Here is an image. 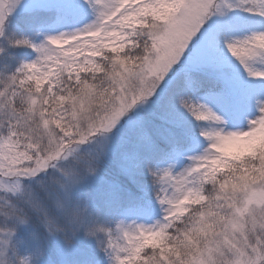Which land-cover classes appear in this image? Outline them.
I'll list each match as a JSON object with an SVG mask.
<instances>
[{"label": "snow or ice", "instance_id": "snow-or-ice-1", "mask_svg": "<svg viewBox=\"0 0 264 264\" xmlns=\"http://www.w3.org/2000/svg\"><path fill=\"white\" fill-rule=\"evenodd\" d=\"M19 3L0 0V37L36 55L0 63V264H18L7 222L33 216L66 242L103 233L107 264H264V0H32L29 15L79 25L40 43L6 34ZM118 127L165 157L192 152L175 174L145 163L164 213L152 225L109 228L75 194ZM140 166L119 152L132 182ZM99 180L111 209L120 186Z\"/></svg>", "mask_w": 264, "mask_h": 264}, {"label": "rangeland", "instance_id": "rangeland-1", "mask_svg": "<svg viewBox=\"0 0 264 264\" xmlns=\"http://www.w3.org/2000/svg\"><path fill=\"white\" fill-rule=\"evenodd\" d=\"M7 2V0H5ZM32 0H20V3L17 5L15 10L11 13V15L8 17L11 18L12 16H16L18 14L25 13V4L30 3ZM53 16V15H52ZM78 24L73 23H61L56 22L55 17L53 16L51 19H47L45 21L36 20L33 21L30 25L26 27L24 30V35L28 36L34 43H40L44 40V34L45 33H55L59 31H68L73 27H78ZM0 45L4 46V40L0 37ZM19 51L23 57L17 58V61L15 60V67L17 63L23 61V62H29L30 60L35 58L36 53L33 49L27 48V47H19ZM13 52V51H12ZM110 135L112 136L113 143L117 144V151L116 153L119 155L120 151L128 150L131 151L133 148H130L128 144H135V143H129L125 138V143H121V136L124 137V133H122V130L118 127L114 129ZM165 145V144H164ZM138 146V145H137ZM138 148H140L138 146ZM201 149H197L196 151H200ZM108 154H111L115 156L109 151ZM192 152L186 151L184 149L181 150L180 155L169 157L168 159H161L156 161L153 166L154 167H160V168H166L171 165L170 171L175 174L179 171H181L187 164L190 163L188 160V156L191 155ZM106 159H108L106 157ZM118 159V158H117ZM109 160V159H108ZM116 173L118 175H121L125 177L126 179H129L127 176L121 174L119 168H118V162L116 164ZM99 177H103L104 180L114 182L118 184L119 186H122L123 188V182L117 178H113L112 180L107 178L106 176H102L98 172L95 176L88 177L85 182L80 186V188L77 190L75 194H78L80 191L84 192V189L86 186L95 187L99 182ZM159 186L155 185V189L158 190ZM142 206L146 207L148 210L147 215H137V214H130L123 212L116 220H122L125 224L135 223V224H144V225H152L157 220L161 219L164 215L163 213V206L160 205V203L155 198V193L152 196H149L145 198V202L141 204ZM105 225L109 228H114V220L112 222H104ZM13 225V226H10ZM5 223H2L0 221V228L4 227ZM7 226L9 228H13V234L11 237V242L15 244L16 246V252L19 256H24L26 254H33L34 259L32 260V264H69V253H75V252H84V251H90L91 256L89 257V262L84 264H107V257L105 256V253L98 247L97 244V238L104 240L105 236L103 233H98L96 237H89L85 236V233L83 230L77 232L74 236L71 237L70 240H73L72 242H66L64 237H61L57 233H49V247L51 248L49 251H46L40 243L36 242L35 237L31 232L25 233L27 236L26 239L19 240L17 237V230L19 228H27V224H13L12 221L7 222ZM74 242V243H73Z\"/></svg>", "mask_w": 264, "mask_h": 264}, {"label": "trees", "instance_id": "trees-1", "mask_svg": "<svg viewBox=\"0 0 264 264\" xmlns=\"http://www.w3.org/2000/svg\"><path fill=\"white\" fill-rule=\"evenodd\" d=\"M54 16V15H53ZM52 14L49 13H34L32 15H29L27 12L18 14L16 16H12L8 20V28L6 29V34H10L12 31H17V34H19V30H22L24 33V30L28 25H30L33 21L40 20L45 21L47 19H51ZM2 38V37H1ZM4 40V39H3ZM4 48L5 52L0 53V63L3 62L2 58L8 54H11L15 56L16 58H21L23 55L19 52V47H12L7 44V42L4 40ZM13 51V52H12ZM17 61V59H16ZM15 68V60L10 61V70H14ZM122 133H124V138L129 143H135L134 136L130 130L125 127L122 130ZM130 148H133L131 151H136L139 153V156L141 158V166L136 171L135 174V182H132L130 179H126L125 177L118 175L116 172V164L118 162V154L116 153L115 156L108 154L106 157L109 159H104L98 169L97 172L101 174L102 176H106L109 179H113L114 177L121 180L123 182V188L120 186V190L118 192V198L113 205V207L110 209L105 206L104 198L100 195V189L102 188V182H99L95 187L86 186L83 191H80L78 196H87L89 199V207L94 212L96 210H99L100 213V220L101 222H107L112 221L113 217L116 219L118 216H120L124 210L128 207L138 204L141 205L145 202V198L149 196H152L155 192L153 189L155 188V185L153 183V177L147 172L145 168V163L149 166H153V164L161 159H168L169 157H165L164 154L169 151L168 146L157 140V146L153 150H149L145 148L142 145H138L140 148H138L137 144H128ZM107 181V180H105ZM141 186H143L145 191H141ZM135 197L134 200L129 198V195ZM2 223H5L2 219H0ZM27 224V228H19L17 230V237L19 240L26 239L25 233L31 232L36 242L40 243V245L46 249V251H49L51 248L48 246L49 243V232L45 229L43 224L36 219L34 216L27 219V222L24 223ZM10 226H13L10 224ZM61 237H64L62 233H58ZM71 242L73 240H70ZM74 243V242H73ZM91 256L90 251H84V252H75V253H69V264H84L88 263L89 257Z\"/></svg>", "mask_w": 264, "mask_h": 264}, {"label": "clouds", "instance_id": "clouds-1", "mask_svg": "<svg viewBox=\"0 0 264 264\" xmlns=\"http://www.w3.org/2000/svg\"><path fill=\"white\" fill-rule=\"evenodd\" d=\"M27 220H25L24 223H26ZM85 236H87V230H85ZM70 242V241H68ZM34 259L33 254H26L24 256L18 257V264H32V260Z\"/></svg>", "mask_w": 264, "mask_h": 264}]
</instances>
